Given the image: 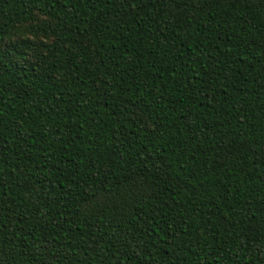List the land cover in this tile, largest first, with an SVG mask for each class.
I'll return each instance as SVG.
<instances>
[{
	"label": "trees",
	"instance_id": "obj_1",
	"mask_svg": "<svg viewBox=\"0 0 264 264\" xmlns=\"http://www.w3.org/2000/svg\"><path fill=\"white\" fill-rule=\"evenodd\" d=\"M0 264H264V0H0Z\"/></svg>",
	"mask_w": 264,
	"mask_h": 264
}]
</instances>
